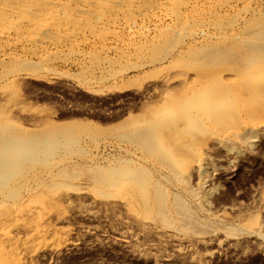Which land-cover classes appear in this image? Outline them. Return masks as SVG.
Listing matches in <instances>:
<instances>
[{
	"label": "rangeland",
	"instance_id": "1",
	"mask_svg": "<svg viewBox=\"0 0 264 264\" xmlns=\"http://www.w3.org/2000/svg\"><path fill=\"white\" fill-rule=\"evenodd\" d=\"M121 14L116 28L100 25L71 41L49 34V21L33 42L26 41L33 29H13L21 21L15 13L0 15V110L5 107L9 118L3 135L14 127L22 134L6 151L14 163L29 160L32 166L0 174V264H264V119L248 135L242 126L252 123L239 105L236 123L248 135L245 142L226 139L209 121L186 120L175 128L172 123L185 114L156 118L167 97L182 88L180 75L182 85L192 86L195 67L206 62L223 79L236 76L242 83L258 56L205 54L208 43L194 34L199 27L193 21L179 34L163 30L170 33L162 37L157 32L168 20L143 18L133 9ZM136 26L140 33L127 32ZM202 28L212 32L206 24ZM153 42L166 49L151 59L145 47ZM188 55L184 67L179 60ZM256 78L263 102L264 68ZM180 128L184 140L172 146L162 134ZM182 143L183 162L164 155ZM80 167L128 169V179L147 177L139 180L143 186L155 183L167 194L165 209L173 201L193 210L195 232L155 218L139 224L121 198L97 196ZM63 168L66 175L44 190V204H29L39 183ZM248 215L261 219L257 233H226Z\"/></svg>",
	"mask_w": 264,
	"mask_h": 264
},
{
	"label": "bare ground",
	"instance_id": "2",
	"mask_svg": "<svg viewBox=\"0 0 264 264\" xmlns=\"http://www.w3.org/2000/svg\"><path fill=\"white\" fill-rule=\"evenodd\" d=\"M124 9L127 11L133 9L139 12L143 18L151 16L157 21L168 20L167 28H162L157 32L162 37H168L167 34L171 31L178 33L186 30L188 22L193 21L199 27L195 29L194 34L202 37L203 41L208 43V47L204 50L207 55L221 56L229 53L227 55L239 54L243 58L258 56L259 59L251 66L249 78L242 83L236 76L228 78V80L223 79L220 75L221 71L207 69V65H204L206 62L201 65V70L195 67L198 77L192 86L182 85L184 75H180L178 83L182 88L178 94L167 97L165 109L156 115V118L161 120L172 114H185L186 117L172 123V125H177L175 127L177 129L184 126L186 120L195 121L199 125H206V121H209L215 131H225L223 133L227 134L226 139L235 138L247 142L246 137L255 132V122L264 119V101H260L261 97L258 93H261L259 92L261 90L256 87V80H260L256 78V74L264 68V0H11V2L10 0H0V15L2 12H12L21 20L18 24L12 25L15 31L34 30L28 33L26 38L28 42L36 41L37 31L41 30L43 25L49 21L52 22L48 30L49 34H64L65 40L70 39V41L73 36L85 33L87 30L94 33L96 28L101 27L100 25H111L116 28ZM155 9L159 12H155ZM174 13L175 16L172 15ZM41 19H45V21L40 22ZM204 24L211 28L212 32L205 33V29L202 28ZM165 29L170 32L167 30L164 32ZM141 31V27L138 26L133 27V30H127L134 34ZM155 45L153 42L147 47L144 46L152 52L151 59L152 56L166 49ZM144 47L139 48L137 53ZM249 58H246L245 62L243 61V65L246 67L249 64ZM179 63L184 67H189L190 55L180 59ZM238 64L242 63L238 62ZM226 69L229 72L232 71L230 67H226ZM152 74L155 75V73ZM222 100L226 102L225 106L219 105ZM239 105H242L243 109ZM238 108L242 109L243 114L252 123L250 127L247 124L242 126V130L249 132L245 136L239 133L240 129L236 123ZM8 119V111L3 107L0 110L1 175L18 169L30 170L32 167L29 160L18 165L14 163L13 156L7 154V145L20 141L22 135L21 130L15 127L3 135L9 125ZM185 135L186 132L182 128L174 133L162 134L172 146L183 142ZM31 139L32 135L26 137L28 141ZM147 145L149 146V144ZM180 147L165 149L164 155L174 157V162H183L184 160L180 156L187 151V148L183 143ZM153 154L155 153H151V155ZM79 169H82L88 176L92 183L90 186L97 196H114L124 200L126 210L129 214L136 216V221L139 224H142L144 219L155 218L162 225L180 227L189 233L195 232L192 228L196 227L199 221L193 210L183 204L178 206L173 201L169 208L165 209L162 199L166 198L167 194L155 183L143 186L139 180L147 179V177L128 179V169L120 171L118 169L114 171L113 169L100 170L82 167ZM67 171V168H63L57 174H49L48 179L39 183V189L31 195L28 203L43 205L47 199L44 190L51 187L52 184H56L59 178L63 177L62 175H66ZM141 171L139 170L140 173ZM182 185V188L192 196L199 195V193H192L186 183H182ZM1 211L4 212L3 209ZM259 227H261V219L256 215H248L239 218L236 226H229L225 231L228 235L247 236L249 233H257ZM237 243L239 244V241ZM239 245H242L243 249H247L243 244Z\"/></svg>",
	"mask_w": 264,
	"mask_h": 264
}]
</instances>
